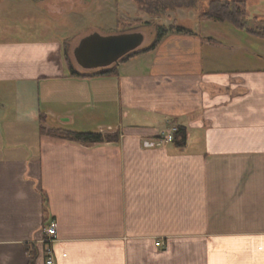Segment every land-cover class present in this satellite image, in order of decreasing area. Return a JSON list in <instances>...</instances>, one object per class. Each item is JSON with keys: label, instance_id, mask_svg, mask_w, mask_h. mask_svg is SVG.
Here are the masks:
<instances>
[{"label": "crops", "instance_id": "1", "mask_svg": "<svg viewBox=\"0 0 264 264\" xmlns=\"http://www.w3.org/2000/svg\"><path fill=\"white\" fill-rule=\"evenodd\" d=\"M78 1L101 7L115 34L131 19L126 0ZM71 2L0 0V19L16 25L0 33L34 38L0 39V264H45L47 248L53 264H264V40L198 20L116 74L73 77L64 54L78 43L51 36L47 19L83 28L87 14ZM169 44L172 68L146 60ZM73 110L80 132L118 139L41 133L68 131ZM179 125L182 148L160 138Z\"/></svg>", "mask_w": 264, "mask_h": 264}, {"label": "rangeland", "instance_id": "2", "mask_svg": "<svg viewBox=\"0 0 264 264\" xmlns=\"http://www.w3.org/2000/svg\"><path fill=\"white\" fill-rule=\"evenodd\" d=\"M86 1V0H85ZM127 3L125 4L126 11L129 12L131 15V19L129 21L125 20L124 23H122L118 28H123L125 25L129 32H141L144 36L143 43L141 46L137 49H143L149 47L155 36H156V29L159 27L163 28H184L187 31L190 32L193 30L196 26V23L198 20H207L206 18H201V13L207 9V6L210 1L213 0H126ZM221 3H233L237 4V7L240 11H245V29L252 30V31H259L264 32V0H219ZM122 1L116 0L114 8L116 9H122ZM68 5L80 6L87 16H85V20L82 24L83 28L76 27L77 29L73 30L70 29L68 31L66 30H60L58 28L57 22L53 21L50 18H47L50 21V34L54 35V38H61L68 40L70 46L75 45L78 43V41L85 35H88L90 33L96 32L100 35H113L117 32H115V29H107L110 27H105L102 25L100 21V18L97 16L98 10H101V7L96 6L93 4L90 7H86L87 3L81 4L78 0H73V2L69 3ZM110 8H107L108 10H111L112 3L109 4ZM22 12L28 13V9L21 8ZM101 12V11H100ZM105 11L103 10L102 13ZM11 16H8L7 18H4L3 20L0 19V24L5 27H13L16 26L14 20L10 19ZM107 19V18H106ZM122 20V19H121ZM106 22V21H105ZM24 22H20L19 26L23 25ZM227 23V22H224ZM231 24L230 22H228ZM27 25H34L38 24L36 21L32 23H26ZM129 24V25H127ZM210 24V23H209ZM125 27V28H126ZM112 28V27H111ZM59 30V31H58ZM10 31H5L3 33H0V39L2 37H7L13 39V37H22L26 36L28 33H19L16 35V33H9ZM176 32H171L168 36L174 34ZM30 34H33V32L30 31ZM38 35V34H37ZM212 35V34H210ZM26 39H34L31 36H26ZM170 40H166L167 42ZM177 46L179 44H176ZM175 46L172 44H169V46L162 45L161 48L158 50V53L151 52L148 54V58L146 60L151 61L152 59H156L158 56L160 58L164 59V65L167 66L169 69L172 68L171 66H168L169 63H171L172 60V49ZM176 48V47H175ZM71 53V49H69ZM73 54V53H72ZM71 61L72 64H74L77 68V70L80 69L79 66L76 65L75 60L73 56L71 55ZM145 60V59H142ZM144 62V61H143ZM147 62V61H146ZM138 64V62H137ZM140 65L135 66L131 68L133 71H138L140 69ZM64 68V65H63ZM74 68V69H75ZM66 70V69H65ZM76 70V71H77ZM96 70H91V72H95ZM66 72V71H65ZM83 72H89V71H83ZM67 73V72H66ZM15 83H11V88H13ZM66 99L68 100V96H66ZM69 101V100H68ZM71 105V103H70ZM71 109H74V107H71ZM72 116L75 118L74 122L68 126V131L72 132H80L79 128L77 129V123L80 121V114L76 113V111L73 110ZM138 116V115H136ZM109 120L114 121V123H117L118 120L116 117H113L112 114L109 115ZM142 117H137L138 122H143L140 120ZM89 119V118H88ZM102 120V119H101ZM104 121V120H102ZM146 121V120H145ZM66 130V129H65ZM170 130V129H168ZM167 130V131H168ZM173 138V137H172ZM172 142V140L170 141Z\"/></svg>", "mask_w": 264, "mask_h": 264}, {"label": "trees", "instance_id": "3", "mask_svg": "<svg viewBox=\"0 0 264 264\" xmlns=\"http://www.w3.org/2000/svg\"><path fill=\"white\" fill-rule=\"evenodd\" d=\"M245 11H240L237 7V4L233 3H221L219 0L210 1L207 9L201 13V18H206L207 20H214L219 22H230L238 29H245ZM264 21V20H263ZM124 20H119L117 27H119ZM129 25V24H127ZM124 25L123 28H118L120 32L126 33L129 32L127 27ZM247 30V29H245ZM250 33L258 36L259 38L264 40V32L252 31L248 30ZM171 32L181 33V34H189L190 32L184 28H163L159 27L156 29V36L152 42V44L140 50H135L126 56L122 57L119 60V63L127 61L129 58L134 57L140 53H145L154 50L157 45ZM64 59L67 64L69 74L73 77H93V76H110L116 74V64H113L107 68L97 69L95 72H91V70H85L89 72L80 73L76 71L72 64V59L69 52L66 50L64 54ZM41 133L49 134L55 137H60L64 139H69L71 141H75L83 144H96L108 141H116L118 139V134H101L94 132H69L65 130H49L45 131L44 129L40 130ZM172 144L175 147L182 148L186 145V128L184 126H177L176 130L172 136Z\"/></svg>", "mask_w": 264, "mask_h": 264}, {"label": "water", "instance_id": "4", "mask_svg": "<svg viewBox=\"0 0 264 264\" xmlns=\"http://www.w3.org/2000/svg\"><path fill=\"white\" fill-rule=\"evenodd\" d=\"M141 32L100 35L96 32L81 38L73 49L75 63L83 70H97L119 63L143 43Z\"/></svg>", "mask_w": 264, "mask_h": 264}, {"label": "built area", "instance_id": "5", "mask_svg": "<svg viewBox=\"0 0 264 264\" xmlns=\"http://www.w3.org/2000/svg\"><path fill=\"white\" fill-rule=\"evenodd\" d=\"M175 130L176 127L166 131V133H161L160 138H162L164 141H171ZM43 234H44L43 242L45 244H50L55 237V224L53 221L47 223L43 227ZM157 244H162V243L158 242ZM45 264H53L52 251L50 250V248L46 249Z\"/></svg>", "mask_w": 264, "mask_h": 264}]
</instances>
